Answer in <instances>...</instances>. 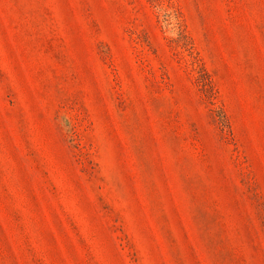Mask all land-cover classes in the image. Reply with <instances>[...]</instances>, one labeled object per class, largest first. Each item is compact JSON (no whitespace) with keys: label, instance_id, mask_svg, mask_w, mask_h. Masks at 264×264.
<instances>
[{"label":"rangeland","instance_id":"1","mask_svg":"<svg viewBox=\"0 0 264 264\" xmlns=\"http://www.w3.org/2000/svg\"><path fill=\"white\" fill-rule=\"evenodd\" d=\"M0 264H264V0H0Z\"/></svg>","mask_w":264,"mask_h":264}]
</instances>
